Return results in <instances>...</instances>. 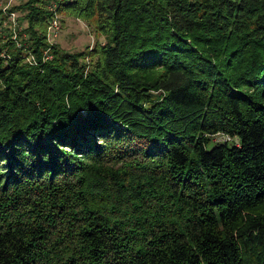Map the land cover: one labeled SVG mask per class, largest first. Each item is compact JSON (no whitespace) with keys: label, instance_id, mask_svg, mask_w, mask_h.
<instances>
[{"label":"trees","instance_id":"1","mask_svg":"<svg viewBox=\"0 0 264 264\" xmlns=\"http://www.w3.org/2000/svg\"><path fill=\"white\" fill-rule=\"evenodd\" d=\"M11 9L0 264H264V0ZM54 14L103 40L64 50Z\"/></svg>","mask_w":264,"mask_h":264},{"label":"rangeland","instance_id":"2","mask_svg":"<svg viewBox=\"0 0 264 264\" xmlns=\"http://www.w3.org/2000/svg\"><path fill=\"white\" fill-rule=\"evenodd\" d=\"M23 0H0V15L1 26L0 36L3 34H11L15 36V32L20 29L19 18L20 12L11 9V6L18 4ZM58 33L53 38V42L57 43L64 50L77 51L84 49L87 45L90 46L95 40L102 41L101 36H96L90 26H88L83 20L75 18L70 15L58 14ZM220 138L216 137L215 141H219ZM231 142V141H230ZM234 144L237 141H232Z\"/></svg>","mask_w":264,"mask_h":264},{"label":"built area","instance_id":"3","mask_svg":"<svg viewBox=\"0 0 264 264\" xmlns=\"http://www.w3.org/2000/svg\"><path fill=\"white\" fill-rule=\"evenodd\" d=\"M50 9L53 10L54 9V6L51 5L50 6ZM57 29H58L57 16L54 14V16L52 17V19L50 20V22H49V24L47 26V37L49 39H51L55 35ZM216 137H219L220 138L219 141L229 140V137L226 134H216L215 135V138Z\"/></svg>","mask_w":264,"mask_h":264}]
</instances>
